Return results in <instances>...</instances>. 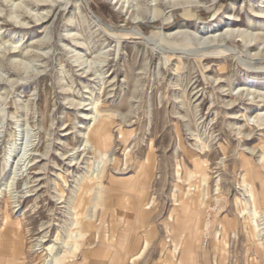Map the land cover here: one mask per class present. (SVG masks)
<instances>
[{
    "label": "rangeland",
    "instance_id": "rangeland-1",
    "mask_svg": "<svg viewBox=\"0 0 264 264\" xmlns=\"http://www.w3.org/2000/svg\"><path fill=\"white\" fill-rule=\"evenodd\" d=\"M261 7L0 0V264H43L44 235L75 245L70 264H108L109 245L126 264H193L197 230L196 264H264V208L255 220L245 188L264 191ZM94 117L110 124L105 157L84 140ZM77 218L95 239L69 240Z\"/></svg>",
    "mask_w": 264,
    "mask_h": 264
},
{
    "label": "bare ground",
    "instance_id": "bare-ground-1",
    "mask_svg": "<svg viewBox=\"0 0 264 264\" xmlns=\"http://www.w3.org/2000/svg\"><path fill=\"white\" fill-rule=\"evenodd\" d=\"M261 8H262L261 11L258 12L256 16L259 19L264 20V7H261ZM261 26L264 27V24H262ZM237 31L238 30H233L232 31L233 32V35ZM231 36H232V34H231ZM90 119L92 120V118H90ZM93 120H94V128L95 129L93 131L88 129L89 131L86 132V133H84V135H83L84 136V140H86V144H88V146H89L88 150L91 151L93 153V155H99L100 154L102 157H105L109 152H111V149H112V141H111V135H110V124L109 123H106V122H103V121H100L97 117H94ZM262 160H263L262 162L264 163V158ZM243 167L245 168L246 173H249V175L253 174L255 176V181L260 180V178H261L260 170L256 168V166L253 164V162L250 159L248 161H246V163L244 164ZM138 184H139V186H141V189H146V188H149L150 187V183L144 182V183L141 184V182L140 183L138 182ZM200 186L201 185H198V190H200ZM261 187H262V189L264 188V182H261ZM245 188H247V192L249 193V197H248L249 198V201L248 202L251 204V206H252V208L254 210L253 216H254V219H255L256 217L262 215L261 210L264 208V191L259 195V193L257 191V188H256V185L253 184V183L247 185V187H245ZM210 198H211V196H210ZM206 199H207V193H206V191L205 190H201V193L198 192L197 195L193 196V198L191 199V204L194 205L196 203H199L200 205H203ZM188 207H189V205L186 204L185 205V209L188 208ZM193 211H194L193 214H195L194 215V221H195V224H196L197 221L200 219L201 211L199 210V208H197V209H194L193 208ZM11 218H9L8 216H6L5 227H7V229H8V224H9V221L11 220ZM82 223L83 222L80 220V218L75 219V222L73 223L72 227H74V229H76L77 231L75 233H73V231H72V233L69 234V240L70 241H75V240H78L79 241L85 235H89L91 239L94 238L95 230H96V224H95L96 222L93 221V218L89 219V222L86 225H83ZM45 227H46V225H45ZM80 227H82V232L84 231L86 234H84V233L82 234L81 230H79ZM6 231L7 230H5V232L3 234V237L1 236L3 238L2 240L5 241V243H3V247H2V249L4 250V252H9L11 254H18V253L19 254H22L24 252V248L25 247H24L23 243L21 242L22 240L19 239L20 238L19 235L16 234V233H14V236L16 237V239H15V241L13 243L12 242L10 243L11 245L8 246L7 239H6L8 235H7ZM68 231H66V232H68ZM197 232H200V231L197 230ZM68 233H67V235H68ZM58 235H59V237L62 236L61 234H58ZM259 235H261V234H259ZM44 236L45 237H43L39 241H37L38 244L35 243L36 245L34 247L31 245L33 247L32 250H35V249L38 250V249H40L41 251H43V250L44 251H47L46 254L48 255V257L45 258L46 260H45V262L43 264H70V263H72L74 261L73 259L76 256L75 255V251L73 252V249H74V246H75L74 244H65V245H63V243L61 244L58 241V243H55L54 242L55 244L53 246H49L48 247L47 245L45 246V244L48 242V240H45V239L48 236H46V235H44ZM25 252H26V250H25ZM78 257H79V255H78ZM5 261H6L5 264H15L16 263L15 262V258L13 256H11V255L9 257L5 258Z\"/></svg>",
    "mask_w": 264,
    "mask_h": 264
},
{
    "label": "crops",
    "instance_id": "crops-1",
    "mask_svg": "<svg viewBox=\"0 0 264 264\" xmlns=\"http://www.w3.org/2000/svg\"><path fill=\"white\" fill-rule=\"evenodd\" d=\"M184 229H187V228H184ZM190 230V229H189ZM185 231H187V230H185ZM200 237H202V236H200V233H198V232H195V233H193V241L195 242L194 243V248H193V254H191L192 256H193V264H196L194 261H195V257L197 256V254H198V252H199V250H201V240H202V238L200 239ZM124 239L122 238L121 239V248H124V245H125V242L123 241ZM141 247V246H140ZM140 247H138V245L135 247V251L137 252V250H138V248H140ZM109 249H110V260H109V263L108 264H126L125 262V260H123L122 258H125V257H118L117 255H113L112 253H111V246L109 245ZM134 251V252H135ZM187 262L189 263V262H191V259L189 258V259H187Z\"/></svg>",
    "mask_w": 264,
    "mask_h": 264
}]
</instances>
